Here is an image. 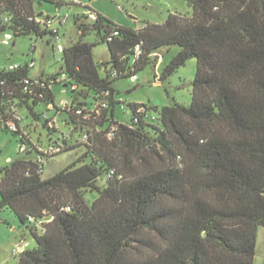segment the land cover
<instances>
[{"label":"trees","instance_id":"obj_1","mask_svg":"<svg viewBox=\"0 0 264 264\" xmlns=\"http://www.w3.org/2000/svg\"><path fill=\"white\" fill-rule=\"evenodd\" d=\"M44 2L65 4L0 0V43L5 34L57 36L38 21L50 17L37 12ZM186 3L191 16L170 13L137 30L85 6L73 16L79 38L62 47L60 73L36 76L30 93V65L0 70V128L25 146L0 167V211L10 210L34 241L17 264H253L264 227V0ZM90 33L106 43L109 62L93 61ZM171 46L178 51L160 81L195 59L190 105L127 103L130 123L114 121L124 103L113 82L130 80ZM54 85L70 89L67 108L54 104ZM39 106H52L68 133ZM20 110L58 154L45 156L19 124L7 129ZM78 147L85 150L77 162L41 178L45 161ZM86 191L97 194L90 206Z\"/></svg>","mask_w":264,"mask_h":264},{"label":"rangeland","instance_id":"obj_2","mask_svg":"<svg viewBox=\"0 0 264 264\" xmlns=\"http://www.w3.org/2000/svg\"><path fill=\"white\" fill-rule=\"evenodd\" d=\"M67 4L70 0H63ZM81 5H70L67 22L62 26L56 24L57 36L45 34L41 38L32 36H20L10 38L8 46L0 43V70L7 69L11 65L30 66V77L47 78L50 75L60 73L63 63L58 45L67 46L78 40L77 27L73 16L87 12L85 5L93 11L101 14L112 23L137 30L146 24H162L170 13L182 16H191L192 9L186 0H79ZM39 10L44 15L54 16L56 6L51 2H44ZM81 21L88 24L90 21L81 17ZM85 41L92 44V59L96 63L109 62L110 55L106 43L97 41L94 33H90ZM178 47H161L157 53L151 56L145 68L137 72V81L122 79L113 82L116 90L115 100L124 104L116 105L113 111V119L119 124H129L130 115L127 103L143 104L148 107L172 106L174 103L189 106L191 102L192 82L195 76L196 60L190 59L184 66L179 67L167 78L160 81L164 68L177 53ZM54 104L61 107L70 102L71 91L62 85L52 86ZM37 112L45 111L49 118H55L54 125L60 132L68 133V128L63 124L60 115H55L54 109L46 111L44 106L36 108ZM23 118L21 127L29 139L40 148L45 149L48 132L32 123L26 116L25 110L19 111ZM56 138V134H53ZM75 135L72 140L76 139ZM19 148L18 138L0 128V167L5 165L7 159H15ZM84 147H78L63 152L48 159L43 164L42 179H49L77 162L84 153ZM78 165V164H77ZM1 178V175H0ZM97 198L96 192L83 193L85 204L90 206ZM26 244V247L24 245ZM31 249L34 241L23 236V229L19 225L14 214L4 209L0 211V264H17L18 254L21 248ZM253 264H264V227H258L255 240V256Z\"/></svg>","mask_w":264,"mask_h":264},{"label":"built area","instance_id":"obj_3","mask_svg":"<svg viewBox=\"0 0 264 264\" xmlns=\"http://www.w3.org/2000/svg\"><path fill=\"white\" fill-rule=\"evenodd\" d=\"M70 3L75 4V5H81L79 0H70ZM89 17L92 20H94L95 19V14L90 13ZM67 19H68V15L62 13V14H56L54 16H50L47 19H39L38 21L44 23L47 27H49L51 30H53L54 32L57 33L56 24H58L59 26H62L64 23L67 22ZM10 38H11L10 34H5L3 36L1 42L3 43L4 46H8V44H9L8 41L10 40ZM62 47L63 46L58 45V50L61 51ZM135 52L137 54L140 53V49H139L138 46L135 47ZM30 66L32 67V65H30ZM16 68H18V65L17 66L16 65H11L7 69L8 70H15ZM64 80H65L64 75H62L59 78V82H63ZM130 80L132 82H136L137 78H136V76H132ZM38 84H39V80H38L37 77H34V78L30 77V79H25L24 82H23V91L25 93H30L32 85H38ZM74 88H75L74 86L71 87L72 90ZM64 107L67 108L68 107V103H64V105L61 106V108H64ZM48 108L54 109L52 106H49ZM76 113L79 114L80 112L77 111ZM43 117L46 118L47 115H43ZM13 118H14L13 121H10L9 123H7V129L10 130V131H15L17 129V124H19L21 126L22 125V121H23V118L20 116V114H15ZM54 122H55V118H52V123L54 124ZM108 135H109V137H112L113 133H109ZM82 141H87V135L83 136ZM24 149H25V146L19 145L18 151H23ZM39 150L45 156H49L50 157V156H54V155L58 154L61 151V147L53 145V146L47 147L45 149L40 148ZM24 247H26V244L24 245ZM24 247L21 248L20 250L22 251L24 249Z\"/></svg>","mask_w":264,"mask_h":264},{"label":"crops","instance_id":"obj_4","mask_svg":"<svg viewBox=\"0 0 264 264\" xmlns=\"http://www.w3.org/2000/svg\"><path fill=\"white\" fill-rule=\"evenodd\" d=\"M81 4V3H80ZM70 5H75V4H72V3H68L67 4V2L63 5V6H61V7H59L58 9H57V12L55 13V14H67L68 16H69V14H68V10H69V8H70ZM86 6V5H85ZM39 7H42V5H38V8H37V12H39V13H42L43 14V12L41 11V10H39ZM95 12V11H94ZM97 13V12H96ZM77 14H79V13H76V15ZM97 14H99V13H97ZM44 15V14H43ZM99 15H101V14H99ZM46 16H50V15H46ZM50 109V108H49ZM48 116V115H47ZM10 159H7V161H9Z\"/></svg>","mask_w":264,"mask_h":264},{"label":"water","instance_id":"obj_5","mask_svg":"<svg viewBox=\"0 0 264 264\" xmlns=\"http://www.w3.org/2000/svg\"><path fill=\"white\" fill-rule=\"evenodd\" d=\"M63 87L65 88V87H67V85H63Z\"/></svg>","mask_w":264,"mask_h":264}]
</instances>
